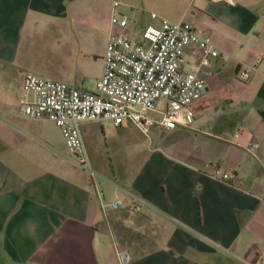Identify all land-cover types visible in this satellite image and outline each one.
<instances>
[{
    "label": "crops",
    "instance_id": "1",
    "mask_svg": "<svg viewBox=\"0 0 264 264\" xmlns=\"http://www.w3.org/2000/svg\"><path fill=\"white\" fill-rule=\"evenodd\" d=\"M113 1L0 0V264H121L119 249L127 264H264V0H118L129 35L184 19L221 54L187 125L80 124L92 168L150 207L124 196L103 210L113 185L108 197L66 157L53 121L20 112L27 72L96 90ZM198 56L186 47L181 68ZM242 64L254 66L247 81ZM215 166L236 176L213 178Z\"/></svg>",
    "mask_w": 264,
    "mask_h": 264
},
{
    "label": "built area",
    "instance_id": "2",
    "mask_svg": "<svg viewBox=\"0 0 264 264\" xmlns=\"http://www.w3.org/2000/svg\"><path fill=\"white\" fill-rule=\"evenodd\" d=\"M120 4L118 0L113 1L110 15L113 29L107 39L104 70L95 83L96 90L82 91L66 82L27 72L19 109L29 118L53 121L61 130L66 157L92 178H101L113 185V198L109 203H101L103 210L122 207L126 196L132 210L138 212L150 207L149 202L136 192L103 178L92 168L80 124L104 120L119 126L129 120L145 134L153 124L166 128L187 125L192 120L188 104L207 89L202 72L210 75L211 60L221 54L207 34L184 19L160 18L157 24L144 26L139 38L132 39L127 32L129 17L118 9ZM191 45L199 49L197 63L194 68L182 69L184 49ZM253 69V65L242 64L238 78L247 81ZM162 99L164 107L159 108L156 103ZM251 147L256 148L257 144L252 143ZM211 176L226 181L236 173L215 166ZM116 256L121 264L132 259L127 249L117 250Z\"/></svg>",
    "mask_w": 264,
    "mask_h": 264
},
{
    "label": "rangeland",
    "instance_id": "3",
    "mask_svg": "<svg viewBox=\"0 0 264 264\" xmlns=\"http://www.w3.org/2000/svg\"><path fill=\"white\" fill-rule=\"evenodd\" d=\"M121 9H123V10H125L126 11V13H128V14H130L131 13V9H127V8H125V7H121ZM132 14V13H131ZM136 35H137V33H136V31H132L131 32V34H130V36H131V38L132 39H134L135 37H136ZM135 39H137V38H135ZM39 71L41 72V73H43V72H48V68H47V65H45V66H43V65H40V68H39ZM45 72V73H46ZM43 75V74H42ZM43 76H45V77H49L48 76V74H44ZM203 96V95H202ZM164 103H165V100L164 99H162V100H160V101H158L157 103H156V105L159 107V108H163L164 107ZM138 132V131H137ZM137 134H139L140 135V133L138 132ZM102 174H100L103 178H105V179H107V178H109V177H107L106 178V174L104 173V172H102V171H100ZM97 180L100 182V183H102L103 184V186L105 187V190H106V194H107V196L108 197H111V192L109 191L110 189L107 187L108 186V183L105 181V180H102L101 178H97ZM113 198V194H112V197L110 198V200ZM109 200V201H110ZM109 207H107V209H108ZM117 214V213H116ZM121 215H123L122 213H119V214H117V216H121Z\"/></svg>",
    "mask_w": 264,
    "mask_h": 264
}]
</instances>
